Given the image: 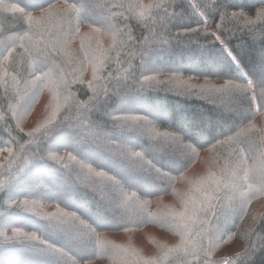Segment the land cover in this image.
<instances>
[{
    "label": "trees",
    "instance_id": "1",
    "mask_svg": "<svg viewBox=\"0 0 264 264\" xmlns=\"http://www.w3.org/2000/svg\"><path fill=\"white\" fill-rule=\"evenodd\" d=\"M102 3L120 36L109 38L97 52L98 42L87 43L88 32L107 23L94 21L87 12ZM68 7L74 11L69 27L63 24ZM182 45L188 53H178ZM74 51H79L78 60L71 57ZM83 52L87 59L81 62ZM157 52L164 64L143 71V60ZM189 53L198 56L186 60ZM173 55L180 60L168 63ZM263 68L264 0H0V218L12 221L0 226V264H52L49 256L35 253L32 242L40 235L60 247L59 239L48 232L58 229L68 215L83 214L78 206L84 204L64 199L65 180L76 183L74 178L83 172L94 178L118 175L116 168L85 159L83 153L111 154L112 145L95 147L67 127L73 119L79 125L88 122L93 100L99 103L101 118L82 130H95L97 138L109 134L116 115L136 113L118 111L107 118L119 102L135 103L134 96L147 98L135 103L145 109H138L142 123L154 121L150 113L156 111L167 116L168 121H155L158 142L147 140L133 148L161 177H175L161 185L160 196L169 194L201 158V164L211 159L206 175L216 177L203 181L202 193L213 196L219 180L225 185L238 177L232 190L225 188L230 198H208L216 211L226 201L231 204L230 199L242 203L236 194L264 198ZM74 88L80 94L68 106V92ZM27 96L31 98L25 104ZM177 105H182L180 110ZM215 109L235 113L234 126L214 123ZM202 110L209 131L195 123ZM152 146L156 154L148 155L146 149ZM175 152L182 156L176 164ZM222 168L241 172L229 176ZM17 181L25 189L14 193ZM212 215L206 227L213 223ZM240 221L231 233L239 232L240 239L248 241L245 249L223 255L224 249L220 257L208 251L206 242L199 252L163 261L158 256L155 264H264V211L256 227L248 226L244 234Z\"/></svg>",
    "mask_w": 264,
    "mask_h": 264
},
{
    "label": "rangeland",
    "instance_id": "2",
    "mask_svg": "<svg viewBox=\"0 0 264 264\" xmlns=\"http://www.w3.org/2000/svg\"><path fill=\"white\" fill-rule=\"evenodd\" d=\"M159 1L154 0L155 4ZM152 3L150 2L149 4ZM135 5L134 3L132 7ZM87 14L94 17L96 22L107 23L101 29H96L95 31L90 28L88 32L87 43L91 45L98 42L97 52H99L101 48L107 46V44L103 45L109 38L115 37V34L120 36V32L116 30L115 20L112 21L103 12V3L87 12ZM73 16L74 11L71 7H68L63 24L69 27ZM108 33H110V36ZM67 40L69 41L68 37ZM254 46L258 48L259 45L254 42ZM180 47L181 49L178 50L179 54L189 52L186 45ZM78 52L74 51L71 57L78 60ZM160 54L157 52L153 57L144 59L141 69L143 71L144 69L151 70L163 65L164 61L161 59ZM197 56L198 54L196 53H189L185 59L196 58ZM86 59L83 52L81 62L86 61ZM171 60L167 62L175 63L180 59L177 60L174 57ZM196 61L198 60L195 59ZM257 70L258 67H256ZM127 82L128 80L125 79L123 86ZM83 86H85V83ZM76 89L74 88L73 92H68L69 95L71 94L68 106L79 97L80 93ZM30 98L31 96H27L25 104L29 102ZM146 99V96L141 98L134 96L135 103L137 100ZM92 102L88 112L93 115L88 116V122L83 123V125L88 126L90 121L101 118V115L98 114L99 103L95 104L94 100ZM135 103L126 104L119 102L118 105L112 107L107 113V118L110 120L114 113L116 114L118 111L126 112L135 109L137 111L135 114L132 111L131 114L116 115L114 120L112 119L114 125H109L110 135H103L100 138L95 136V130L87 133V131L82 130V124L79 125L78 122H73V117L68 118V121L73 120L67 127L73 133L76 132L77 135H83L81 138L83 142H92L95 147L110 148L112 145L113 150H115L111 154L108 152L96 154L84 149L85 159H100L106 165L116 168L119 173L116 178L113 175L105 176L103 174L94 178L89 173L83 172L84 176L74 178L76 183L71 184H68L70 179H66L65 188L62 190L64 199L84 204V207L78 206V209L82 210L83 214L79 216L68 215L67 220L61 222L58 229L48 232L50 234L48 235L49 237L59 239L57 243L60 241V247L44 240L42 236L36 235L34 242H32L35 253H38L41 258L49 256L52 259V264H155L160 262L157 259L158 256L163 261L170 257H179L188 251L199 252L207 245L206 242L210 245L208 251L220 257H222L221 252L224 249L226 251L223 252V255H229L236 250L245 249L248 241L240 239L239 232L236 236L231 231L232 229L238 230L237 226L234 225L238 219L241 220L240 224H243L242 234L246 233L248 226L254 229L264 211V198H259V196L252 198V195L243 196L242 194H236L234 198L241 199L242 203L230 199L231 204L227 205L228 202L226 201L221 210L216 211L214 206L209 204L208 198H223V200L230 198L225 192V188L232 190L233 184L238 177L228 181L225 185L219 180L215 188L216 193L213 196L202 193L200 185L203 181L205 180L208 183L211 178L215 179L216 177L212 176L210 178L207 176L210 171L211 159L201 164V158H197L192 163L190 168L187 169L185 176L169 194L160 196L162 195L160 191L161 185L165 184L166 181H172L175 177H169V180L168 177H163L162 175V178L159 172L153 169L152 166H148L150 164L146 159L138 157L141 155L140 152L135 153L133 148L141 146V143L147 140L158 142L160 139L153 133L157 128L156 125H158L155 121H168L167 116L156 111L155 114L150 113L154 121L142 123L139 110L145 111V109H143L142 104L138 105ZM232 103L235 104L234 101ZM181 107L182 105H177L178 110ZM214 112L213 121L218 126L224 128L234 126L235 113H229L228 110L222 111L221 109H215ZM204 113V110H202L203 116L200 119H196L195 123L202 126L204 130L207 129L209 131L210 123L208 119L206 121V113ZM92 117L93 119H91ZM141 124H143V127H141ZM145 125L148 126V129L144 128ZM109 137L113 138L109 139ZM128 137L129 139H126ZM62 143L59 141V144ZM66 143L68 145L74 144L81 148L78 142L67 141ZM176 145L179 147L180 144ZM166 149L170 151V148L166 147ZM146 152L148 155L156 154L153 146L147 148ZM173 155L175 156L173 159L175 164L179 163L180 159L182 160V156L177 155L176 152ZM215 159L220 163L217 158ZM158 162L161 161L158 160ZM148 168L154 170V172L147 173ZM222 171H225L229 176H234L241 172L239 168H222ZM46 185L47 188L51 186L50 184ZM14 186V193L25 189L21 187L19 181L14 182ZM86 187L89 188L86 189ZM261 194L264 196V191ZM220 203L221 200L219 199ZM13 206L15 205L13 204ZM209 214H213L214 219H212L213 223L206 227L205 223ZM10 219L11 217L0 218V226L7 223L11 224L12 221ZM44 247L47 248L46 251ZM29 250L32 249L24 250V254ZM39 250L42 252L39 253ZM33 259L37 260L36 257H33Z\"/></svg>",
    "mask_w": 264,
    "mask_h": 264
}]
</instances>
